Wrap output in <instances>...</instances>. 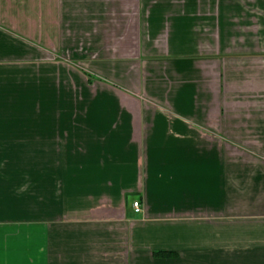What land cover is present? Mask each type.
<instances>
[{"label": "crops", "instance_id": "crops-1", "mask_svg": "<svg viewBox=\"0 0 264 264\" xmlns=\"http://www.w3.org/2000/svg\"><path fill=\"white\" fill-rule=\"evenodd\" d=\"M0 264H264V0H0Z\"/></svg>", "mask_w": 264, "mask_h": 264}, {"label": "built area", "instance_id": "built-area-1", "mask_svg": "<svg viewBox=\"0 0 264 264\" xmlns=\"http://www.w3.org/2000/svg\"><path fill=\"white\" fill-rule=\"evenodd\" d=\"M133 206L135 208V211L139 212L140 211V204L138 201L133 202Z\"/></svg>", "mask_w": 264, "mask_h": 264}, {"label": "trees", "instance_id": "trees-1", "mask_svg": "<svg viewBox=\"0 0 264 264\" xmlns=\"http://www.w3.org/2000/svg\"><path fill=\"white\" fill-rule=\"evenodd\" d=\"M161 255H169V253H165V254H164V253H162Z\"/></svg>", "mask_w": 264, "mask_h": 264}]
</instances>
